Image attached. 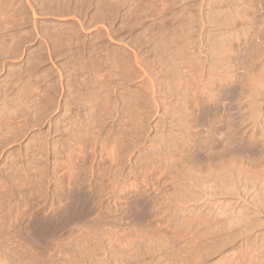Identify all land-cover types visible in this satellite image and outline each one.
<instances>
[{
	"label": "rangeland",
	"instance_id": "374dc122",
	"mask_svg": "<svg viewBox=\"0 0 264 264\" xmlns=\"http://www.w3.org/2000/svg\"><path fill=\"white\" fill-rule=\"evenodd\" d=\"M0 264H264V0H0Z\"/></svg>",
	"mask_w": 264,
	"mask_h": 264
}]
</instances>
